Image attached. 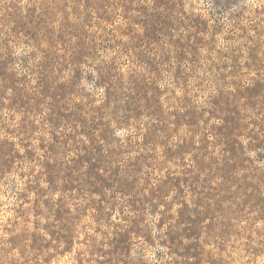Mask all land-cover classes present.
<instances>
[{"label":"rangeland","instance_id":"1","mask_svg":"<svg viewBox=\"0 0 264 264\" xmlns=\"http://www.w3.org/2000/svg\"><path fill=\"white\" fill-rule=\"evenodd\" d=\"M0 264H264V0H0Z\"/></svg>","mask_w":264,"mask_h":264}]
</instances>
